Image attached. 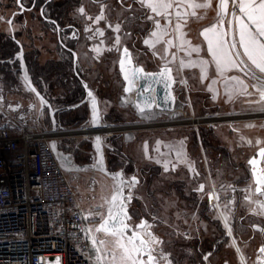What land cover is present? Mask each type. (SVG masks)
<instances>
[{
    "label": "rangeland",
    "instance_id": "1",
    "mask_svg": "<svg viewBox=\"0 0 264 264\" xmlns=\"http://www.w3.org/2000/svg\"><path fill=\"white\" fill-rule=\"evenodd\" d=\"M14 7L15 3H12L10 8H0V34L6 35L8 40L11 38L5 20ZM110 7V4L99 5L97 8L101 11L94 17L89 14L94 6L84 0L82 5L73 7L70 14L77 24H81V36L75 44L78 47L77 71L86 80V85L97 95L103 121L130 123L154 117H169L173 113L160 110L140 113L133 98L130 97L132 94H125L124 81L118 67V55L119 48L129 41V37L119 36V43H117ZM80 8L84 9L83 14L80 13ZM150 15L159 20L161 29L166 31L167 35H161L157 42V38L151 36L153 31H157L155 23L151 20L150 32L145 40L152 41L155 46L149 47L144 43L145 40L139 39L138 48L149 50L146 53L136 50L134 53L136 62L151 70L165 64L173 67L176 76L174 90L177 107L183 106L184 103L187 104L188 100L191 101L193 97L196 113L217 111L212 108L198 110L195 106L196 97L203 103L215 101L217 97L211 95L213 87L217 86L219 90L221 85L215 83L213 71L208 70L207 72L208 77H212L209 83H206V78L202 79L203 74L200 71L202 85L211 93L192 94L191 86H195L193 83L195 81H191V68L182 66L180 63L183 61L184 65H189L191 44L190 46L184 44L181 48V38L175 31V16L170 17L172 24L167 25L163 17H156L151 11ZM100 16H103V19H97ZM42 26L41 21L29 20L28 27L32 28H27L26 32L31 35L28 37L22 35L21 40L29 43L32 38H36V44L44 45L40 51L41 63L52 57L60 59L54 47L56 37ZM14 27L21 29L20 24L15 23ZM191 27V20H188L184 28L190 31ZM183 39L193 42L191 35L184 36ZM168 41L172 44L169 45ZM197 47L200 49L199 44ZM60 54L63 55V52ZM12 63L9 65H13ZM71 74V78L74 79L73 68H71ZM7 80L10 82L9 79ZM252 85L247 81L240 84L239 87L243 89V93L237 99L240 106L234 110L264 108V101H260V92L252 89ZM50 86L49 95H54V103L48 100L46 103V100L35 98L32 93L31 95L39 106L44 103L42 105L46 107V104L50 103L52 110L56 113L55 125L57 127L77 126L91 121L89 102L83 101L86 95H83V98L78 99L77 102L70 103V98L66 95V86L63 87L57 81ZM70 86L75 89V84H70ZM82 86L84 84L81 83ZM245 86H247V93L251 95L244 92ZM11 90L12 92L6 90L9 93L5 91L3 95L8 94L10 99L13 101L15 99L16 102L18 95L22 92L19 87L14 86ZM234 93L235 91L231 90V95ZM13 105L16 104L13 103ZM13 105L10 107L14 108ZM5 106L3 105L4 108ZM183 108L188 109V106ZM62 109L64 111L60 113ZM218 111L227 110L218 109ZM35 123L29 122L32 126L42 128L52 126L50 122L44 124L43 121L39 123L40 125H35ZM199 130V135L191 127L138 130L103 138L108 168L122 169L124 176L128 178L132 175L138 177V183L134 187L131 186L130 180L125 188L132 197L131 202L128 203L131 217L128 223L134 229L143 220L151 225L148 231L162 241L160 244L152 245L155 249L153 253L165 264H168V261H171V264H244L243 260L246 264H262L263 252L259 248H264V208L261 207L264 205V194H257L255 191L248 160L256 154L260 147H264V120L241 122L233 126L228 124H219L216 127L203 126ZM204 131L208 133L211 146H206ZM93 138L94 136L90 139L67 138L62 140L58 146L69 150L76 163H91L96 159ZM213 145L224 147L233 162L228 161L222 151H216ZM68 174L83 208L90 213L89 218L96 229L101 221V214L105 216L107 214L110 205L105 201L111 199L114 190L118 187V181L94 168H85L68 172ZM201 185H203V190H200ZM192 197L196 203L190 201ZM206 202L209 205L208 209H206ZM201 212L204 217L208 216L213 221L209 220L207 223ZM224 221L229 223L228 227L231 230L230 234H233L235 238L234 241L232 238L229 242L222 239L217 222H221V227L229 234ZM198 229L201 236L203 233L210 238L217 237V241L221 244L219 251L215 250L214 246L215 251L208 252L207 259H204L206 253L202 252L200 256L196 253L198 246L192 237ZM145 237L149 239L147 235ZM96 238L105 241L99 246L103 255L106 251L109 253L106 262L113 264L110 255L114 250L113 238L98 232H96ZM203 241L204 238H202V243ZM161 255L166 256L167 260L160 259ZM116 256L115 264H120L119 250H116Z\"/></svg>",
    "mask_w": 264,
    "mask_h": 264
},
{
    "label": "built area",
    "instance_id": "2",
    "mask_svg": "<svg viewBox=\"0 0 264 264\" xmlns=\"http://www.w3.org/2000/svg\"><path fill=\"white\" fill-rule=\"evenodd\" d=\"M186 106L188 109L183 108ZM260 109L197 114L188 100L166 118L102 121L99 127L88 121L42 128L18 121L0 103V264H55L57 260L60 264H96V256H103L101 250H93L89 237L96 238V232L90 213L53 153L52 141L59 144L67 138L90 139L97 133L105 138L129 131L183 127L198 132L203 126L262 121L264 111ZM85 229L92 231L86 233ZM104 264H108L106 259Z\"/></svg>",
    "mask_w": 264,
    "mask_h": 264
},
{
    "label": "snow or ice",
    "instance_id": "3",
    "mask_svg": "<svg viewBox=\"0 0 264 264\" xmlns=\"http://www.w3.org/2000/svg\"><path fill=\"white\" fill-rule=\"evenodd\" d=\"M142 7L149 9L156 17H163L167 25L172 24L173 15L176 18L175 31L179 34L181 38V48L184 44L190 46L191 42L183 39L187 34L183 32V28L188 23V12L175 11V9L181 8L184 4L187 5L189 9H193L190 15L192 17H197V12L195 9H208L212 6V0H138ZM230 0H218L217 5V16L219 18L218 24H214L209 28L204 29L201 32V35L204 36L207 41V51L212 56L215 63L216 69L218 72L223 73L225 70L237 69L239 71H245L246 75H250L251 78L260 80V77L255 76L254 73H251L250 70H247V65L244 60L233 58V50L237 48L236 37H239V46L243 49V55L247 57V60L262 74H264V0H231V12L229 11ZM80 13H84V9H79ZM231 16L232 19L228 20V29H224V17ZM149 20H153L156 25L157 31L151 33L152 37L157 38V42L161 35H167V32L161 29L159 20L154 19L153 16L147 17ZM97 19H103V16L98 17ZM233 21L235 22V29H233ZM11 23V21H9ZM219 27V31L217 30ZM117 31L119 30V25H117ZM212 34L211 37L209 34ZM231 37V39H227ZM119 43V39H117ZM144 43L149 47H154V43L150 40H145ZM169 45L172 44L171 41H168ZM124 56L131 59V54L128 49L125 48ZM192 52L199 53L200 49L198 47H191ZM235 56L239 58L240 52H235ZM182 66H195L194 63L189 65H184L181 61ZM200 64L202 79L206 78L208 61L201 60ZM244 65V67H241ZM121 68L123 70V61H121ZM140 71V70H137ZM164 72H171V69L166 68L162 71L161 75H164ZM233 80H238L237 77H231ZM243 83V81H239ZM257 91L260 92V101H264V80H260L259 85H253ZM33 91H35L33 89ZM125 91H130V88H126ZM244 92L247 93V86H245ZM91 95V93H89ZM259 102V101H258ZM139 107V106H138ZM141 112L144 111V108L139 109ZM264 111V108L260 109ZM94 112V120L97 119ZM252 127V125H248ZM97 139V144H99V137ZM259 143V141H257ZM259 157L264 158V149H261L258 153ZM258 161L256 159L250 160L249 164L253 166V177L254 182L257 187L255 191L260 194H264V188H261V185H264V170L257 171L256 165ZM95 166H99L100 170L103 169V157L102 155L96 161ZM167 170V168L165 169ZM120 173L113 175V179H116L120 176ZM121 184H124L125 181L121 180ZM138 181L135 177L131 180V186L134 187ZM200 190H203V185H201ZM131 195H123V190L117 188L114 191L110 200H106L105 203L109 204L106 216L101 214V223L99 227L95 229L98 233H104L106 236H111L113 238L114 250L110 253L113 264L117 260L116 250L120 252V264H159V261L156 256L153 255L155 249L152 245L160 244V241L155 237L148 229L151 228V225L145 221H142L139 225L135 226V229L132 228L126 221L130 220L131 217L127 213V204L131 202ZM119 201V203H117ZM264 208V205H261ZM113 208L116 211H113ZM88 217H84L87 219ZM227 227V224H226ZM142 230V231H141ZM90 229H85V232H91ZM231 230L229 229V234ZM147 235L149 239H145L144 236ZM93 244V250L96 253L100 252V248L96 247L97 244L103 245L104 240H97L94 237H89ZM261 252H264V248L261 249ZM109 253L106 251L103 256H96V264H104V260L108 257ZM147 259H144V257ZM160 259L167 260V257L161 255ZM207 259V257H205ZM55 264H60L59 260ZM168 264H171V261H168Z\"/></svg>",
    "mask_w": 264,
    "mask_h": 264
},
{
    "label": "flooded vegetation",
    "instance_id": "4",
    "mask_svg": "<svg viewBox=\"0 0 264 264\" xmlns=\"http://www.w3.org/2000/svg\"><path fill=\"white\" fill-rule=\"evenodd\" d=\"M87 1L91 6H94V9L93 10L90 9V12H89V14L94 15V17L97 16V14H99V12L101 11L99 10V8H97L99 5L107 6L108 4H110L111 6L110 14H111L112 23L114 25V36L116 37V39H118L119 36L129 37V41L126 44L121 45V47L119 48L118 63H119L122 49L125 46L130 50L134 62L136 64H141V63L136 62L134 53L136 50H142L143 53H146L149 50L148 48L147 50L142 49L140 47L138 48L137 43L139 39L145 40L148 33L150 32L151 20L147 18L150 15V10L145 7H142L141 4L138 2V0H87ZM0 2H1L0 8L2 7L3 9L10 8L12 3H15V7L12 8L11 12L9 13L5 21H7V24H8L10 38L12 39V41L15 42V45L18 47L17 52L15 53V56L13 57L14 59L11 60L7 58H0V63L2 64L5 62L7 63L13 62L12 63L13 65L14 64L18 65L16 68L18 76L22 79L24 78V75L26 76V72L24 70L25 65L28 66V59H27L26 53L31 50L41 51L44 45L42 46L40 45L41 46L40 47L39 44H36L35 43L36 38H32V40H30L29 43H27L26 41L21 40V36L25 35V37H28L29 35H31L30 33L26 32L28 30L27 28H30V29L32 28V27H28L29 20H38V21H41L43 25L42 27L44 29H46L49 33H51L52 35L56 37V42L54 44V47L59 57H61L60 59L70 58L72 60L74 73L78 77L82 85L84 84L83 87L85 88L86 80L81 75V73L77 71L78 47L77 45H75L81 36V26H80L81 24H77L75 20L70 16L71 10L73 9V7H78L82 5V2L84 3V0H14V2L12 0H6V1L0 0ZM57 5H60V6L66 5L65 8L67 7V9L61 12V9H57ZM28 16L30 18L29 20H28ZM9 21H11V23H9ZM15 23L20 24L21 29L19 28L15 29L14 27ZM117 25H119L118 31L116 30ZM21 48L23 49L22 54H21ZM60 52H63V55L65 56L63 57V55L60 54ZM75 53H76V59L74 58ZM40 55H41V52H40ZM40 55H39V58H40ZM141 65L144 66L143 64ZM165 65H168V64H165ZM144 68L146 70H151V69H147L145 66ZM159 68L152 69V71L158 70ZM30 92L33 94L35 98L40 99L39 95L35 93L31 88H30ZM38 93L42 95V98H44L43 100L55 98L54 95L50 96L49 93H46V96H44L39 91ZM83 95H86V89H84ZM41 104H44V103H41ZM47 109L51 110L52 108L48 107ZM154 110H157V109H154ZM199 132L200 130L196 132L197 135H199ZM59 148L65 152H70L69 150L65 148H62V147H59ZM262 166H263L262 169L264 170L263 162H262ZM205 205H206V209H208V206H209L208 202H206ZM201 215H202V212H201ZM204 218L206 219L207 223H209V220L213 221L208 216ZM220 223L217 222V226H218L219 232H221L222 239L227 242H229L231 238L235 240L233 234L229 235L228 233H226L221 227ZM223 223L226 226L227 222L224 221ZM228 224L227 226H229ZM204 235L205 234L202 233L203 237ZM202 236L198 229V231L196 232V234H194L192 238L194 239L196 243L201 244L202 238H203ZM206 237L208 238V236ZM158 261H159V264H165L163 261H160L159 259ZM261 262L263 263L264 261L261 260Z\"/></svg>",
    "mask_w": 264,
    "mask_h": 264
},
{
    "label": "crops",
    "instance_id": "5",
    "mask_svg": "<svg viewBox=\"0 0 264 264\" xmlns=\"http://www.w3.org/2000/svg\"><path fill=\"white\" fill-rule=\"evenodd\" d=\"M200 2H202V0H200ZM217 5H218V0H212V6L208 9H195V11L197 12V17H192L190 15L191 11H193V9H189L187 7L186 4H184L181 8L179 9H175V11H181V12H188V20H191V24L192 27L190 28V31H188L187 29L183 28V31L188 35H191L193 37L191 42V47H197V45H200V51L199 53L197 52H192L191 51V47H190V54H191V59H190V63H194L195 66H190L191 68V81H195L193 83H195V86H191V91L192 94L195 95V93H200V92H210L209 90H207V88H204V86L202 85V82L200 80V71H201V67L202 65L200 64L201 60H206L208 61V66H207V72L208 70H211V72L213 71V75L215 79V83H218V85L220 84L221 86H219V90L218 87L216 86L215 88L213 87V90L211 93V95L213 97H217V99L215 101H212V103H203L201 102L198 97H196V102H195V106L196 108L199 110L201 108H212L213 110H217L221 109V110H227V111H238V110H234L235 108H238L240 105L239 103H237V99L239 98V95H242L243 93V89H241L240 86V82L239 81H247L250 82L253 85H259L260 84V80H256L250 77V75H246L245 71H239L237 69H232V70H225L223 71V73L218 72L215 66V63L213 61L212 56L208 53L207 51V41L205 40L204 36L201 35V32L206 29L211 27L214 24H218V16H217ZM229 11L231 12V0L229 3ZM176 19V18H175ZM232 19V17L229 16H225L224 17V29L227 30L228 29V20ZM233 29H235V22L233 21ZM219 31V27L217 29ZM211 33L209 34V36L211 37ZM227 39H231V37H227ZM262 40H264V38H261ZM236 41H237V49L233 50V58L237 59V61H239L240 59L244 60L245 63H247L254 71H256L257 73L261 74L264 76V74L260 73L248 60L247 57H245L243 55V49L240 48L239 46V37H236ZM240 52V56L239 58H237L235 56V52ZM181 59V57H180ZM40 62L41 59L39 58ZM47 60V59H46ZM45 60V61H46ZM44 61V62H45ZM43 62V63H44ZM181 63V61H180ZM241 67H244V65H241ZM17 69H15V75L17 76V81L13 82L12 80H10V82L7 80L6 76L4 75V73H0V102L3 101V105L5 106V108L10 111V113L12 115H15L17 117H19L20 119L16 118L18 121L21 122H25L28 123L29 122H36L35 125L39 124L40 122L46 123L48 116H52L50 113V110H48V107H51L50 103L45 105H40L37 104L36 101H34L31 92H30V87L28 85V83L26 82L25 78H20L17 74ZM25 72H26V76L30 77L29 79L32 81L31 79V75L28 71V66L25 65ZM249 69H246V71ZM251 71V70H250ZM252 73V71H251ZM237 77L238 80H233L231 79V77ZM212 78V77H211ZM211 78L208 77V73L206 75V83L211 81ZM33 83V81H32ZM34 84V83H33ZM45 84V83H44ZM203 84L204 81H203ZM226 84V85H225ZM19 85V86H18ZM253 85L251 86L252 89H255L253 87ZM12 86L14 87H19L20 88V92H22V94L18 95V100L15 102L12 99H10L9 95L7 94L6 96H4L3 94L5 93L6 90H8L9 92H12ZM35 86V85H34ZM50 83L48 82L47 84L43 85L42 89L43 91H51V87L49 89ZM4 87H6L4 89ZM221 88V89H220ZM225 88V89H224ZM226 90V91H225ZM231 90H234L235 93L234 95H231ZM6 91V92H8ZM8 92V93H9ZM227 92V93H226ZM231 95V96H230ZM189 96V95H188ZM230 96V97H228ZM12 100V102L16 105H13V103L10 101ZM193 97L191 98L190 104L192 106V109L194 110V105H193ZM47 103V100H46ZM54 103V101H53ZM14 106V108L10 107V106ZM11 108V109H10ZM52 108V107H51ZM195 111V110H194ZM225 111V112H227ZM196 112V111H195ZM222 112V111H221ZM197 114H201V113H197ZM39 117V119H37ZM44 118V119H43ZM31 119V120H30ZM41 124V123H40ZM39 124V125H40ZM203 238H206V236L204 235ZM199 243H197L198 246V250H199ZM209 251L206 252V257L209 255L208 253ZM238 252L240 253V257L242 258L241 252L238 250ZM203 256L205 254H202ZM205 259V258H204Z\"/></svg>",
    "mask_w": 264,
    "mask_h": 264
},
{
    "label": "water",
    "instance_id": "6",
    "mask_svg": "<svg viewBox=\"0 0 264 264\" xmlns=\"http://www.w3.org/2000/svg\"><path fill=\"white\" fill-rule=\"evenodd\" d=\"M127 47H123L121 56L119 59L118 67L119 71L121 74V77L124 81V92L125 94H134L133 95V101L134 104L137 108V110L140 113L148 112V111H153L154 109L161 110V111H167L171 112L175 109L176 103H177V97L174 91V86L176 82V76L174 73V69L171 65H163L161 66L158 70L152 71V70H146L144 66L141 64H136L133 60L132 54L130 50L128 49L129 53L131 54V59L129 60L128 57L124 56V49ZM23 52V49L21 48V54ZM74 58L76 59V53L74 55ZM121 61H123V70L121 68ZM166 68L171 69V72H164V75H161L162 71H164ZM140 70V71H137ZM24 75V74H23ZM24 78L26 82L28 83L29 87L33 90L34 92L37 93L40 97L41 100L42 95L38 93L36 87L32 83V81L24 75ZM126 88H130V91H125ZM86 89V97L83 100L84 102H89L90 106V116H91V123L94 127H99L102 123V113H101V107H100V102L97 97V95L93 92L92 89L87 87L85 85ZM91 93V95H89ZM139 106V107H138ZM144 108V111L141 112L139 109ZM94 112L96 116L98 117L97 119L94 120ZM50 113L52 115V127H56L55 125V111L52 109L50 110ZM97 137H99V144H97ZM51 148L53 153L55 154L58 162L61 164V166L67 171V172H72V171H79L83 170L85 168H94L97 169L104 174L108 175L109 177L113 178V175L116 173H120L121 175L116 178L118 181V187L123 190V195L128 196L129 194L126 192V184L132 180L133 177L136 178L138 181V177L136 176H131L130 178L124 176V172L122 169L118 170H111L107 166L106 162V156H105V143L103 137L97 133L94 135L93 138V148L96 153V159L94 162L91 163H84V164H78L76 163L73 158L71 157L70 152H65L62 149L59 148L57 141H52L51 142ZM261 149H264V147H260L256 154L250 157L248 160V164L250 160L256 159L258 161L257 165L255 166L257 171L263 170L262 162L264 158L259 157L258 153L260 152ZM102 155L103 157V171L100 170L99 166H95L96 161L100 158ZM250 165V164H249ZM251 168V173H252V178L254 182V177H253V166L250 165ZM121 180L125 181L124 184H121ZM255 184V189L257 187L256 183ZM261 188H264V185L260 186ZM117 190V189H115ZM114 190V191H115ZM114 193V192H113ZM257 193V192H256ZM259 194V193H257ZM113 195V194H112ZM112 197V196H111ZM119 203V201L117 202ZM116 209L114 208V212ZM127 213L130 216L129 212V204H127ZM144 221V220H143ZM128 223V221H126ZM146 222V221H145ZM101 221L99 222V224ZM129 224V223H128ZM130 225V224H129ZM99 227V225H98ZM97 227V228H98ZM133 228V227H132ZM134 229V228H133ZM144 238L147 240V238L144 236ZM263 247H260L259 250L261 251ZM154 256H156L153 253ZM144 259H147L145 256ZM264 261V252H263V259ZM264 264V262L262 263Z\"/></svg>",
    "mask_w": 264,
    "mask_h": 264
},
{
    "label": "trees",
    "instance_id": "7",
    "mask_svg": "<svg viewBox=\"0 0 264 264\" xmlns=\"http://www.w3.org/2000/svg\"><path fill=\"white\" fill-rule=\"evenodd\" d=\"M64 5V4H63ZM66 6V5H65ZM65 6L57 5V9H61V12L67 9ZM63 8V9H62ZM17 46L15 45V42L11 40H8L6 38V35L0 34V58H13L15 56V53L17 52ZM16 49V50H15ZM27 59H28V71L31 75V79L37 88L39 92H41L44 96H46L47 91H43L42 87L43 85L47 84L48 82L50 84H55L57 81L58 83H61L63 87L66 86L67 93L66 95L70 98V103L77 102L78 99H82V96L84 94V87H81V82L78 79L76 75H73L74 79L71 78V68H73L72 60L70 58L65 59H56L50 58L46 60L44 63H41L39 60L40 51L39 50H31L26 53ZM17 64L9 65V63H0V73H4L7 79L12 80L13 82H16L17 76L15 75V69L17 68ZM72 82V83H71ZM45 83V84H44ZM68 84V85H67ZM70 84H75V89L70 86ZM51 86H49L50 89ZM51 91H48V93ZM51 103L55 101L54 99H47ZM64 109L60 110V113H63ZM56 116V113L54 114ZM50 118V119H49ZM46 123L50 122L52 123V116H50ZM84 120V118H83ZM44 123V124H46ZM204 140L206 143V146H211L210 142L208 141V133L207 131H204ZM114 140L115 138H111ZM213 148L216 151L223 152L224 155L228 158V161L231 163L233 162L230 158V155L227 154L224 147L220 145H213ZM228 155V156H227ZM120 168V167H118ZM113 170V169H111ZM190 201L192 203H196L195 199L192 197L190 198ZM237 218V217H236ZM217 237H208L204 239L203 243L201 244V247H199V250L196 249L197 255L200 256V253L207 251H212L214 246L216 247L215 250H220V243L216 239ZM221 242V241H220ZM218 245V247H217ZM213 250V251H215Z\"/></svg>",
    "mask_w": 264,
    "mask_h": 264
},
{
    "label": "bare ground",
    "instance_id": "8",
    "mask_svg": "<svg viewBox=\"0 0 264 264\" xmlns=\"http://www.w3.org/2000/svg\"><path fill=\"white\" fill-rule=\"evenodd\" d=\"M131 98H133V94L130 96ZM227 222V221H226ZM226 227V226H225ZM227 230H229L228 226L226 227ZM100 247V246H99ZM101 252H102V249L100 248Z\"/></svg>",
    "mask_w": 264,
    "mask_h": 264
}]
</instances>
